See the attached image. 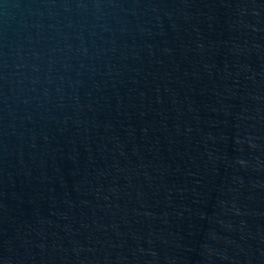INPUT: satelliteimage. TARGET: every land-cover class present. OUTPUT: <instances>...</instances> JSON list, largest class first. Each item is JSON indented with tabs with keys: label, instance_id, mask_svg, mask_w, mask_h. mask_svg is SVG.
<instances>
[{
	"label": "water",
	"instance_id": "95a60500",
	"mask_svg": "<svg viewBox=\"0 0 264 264\" xmlns=\"http://www.w3.org/2000/svg\"><path fill=\"white\" fill-rule=\"evenodd\" d=\"M0 264H264V0H0Z\"/></svg>",
	"mask_w": 264,
	"mask_h": 264
}]
</instances>
